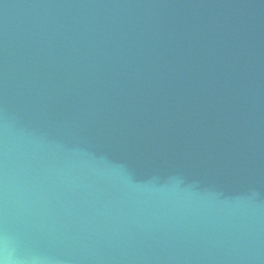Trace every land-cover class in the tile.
<instances>
[{"label": "water", "instance_id": "1", "mask_svg": "<svg viewBox=\"0 0 264 264\" xmlns=\"http://www.w3.org/2000/svg\"><path fill=\"white\" fill-rule=\"evenodd\" d=\"M0 264H264V0H0Z\"/></svg>", "mask_w": 264, "mask_h": 264}]
</instances>
